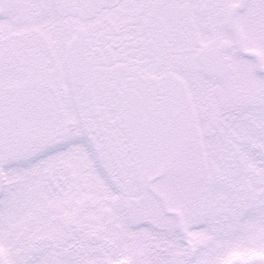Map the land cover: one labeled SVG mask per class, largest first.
<instances>
[{
  "label": "snow or ice",
  "instance_id": "snow-or-ice-1",
  "mask_svg": "<svg viewBox=\"0 0 264 264\" xmlns=\"http://www.w3.org/2000/svg\"><path fill=\"white\" fill-rule=\"evenodd\" d=\"M0 264H264V0H0Z\"/></svg>",
  "mask_w": 264,
  "mask_h": 264
}]
</instances>
